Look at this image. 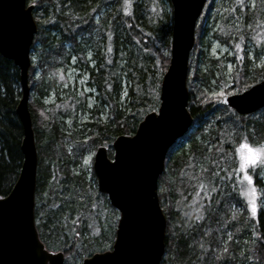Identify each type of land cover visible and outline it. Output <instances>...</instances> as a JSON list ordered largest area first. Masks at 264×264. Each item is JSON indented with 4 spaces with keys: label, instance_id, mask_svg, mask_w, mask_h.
<instances>
[{
    "label": "trees",
    "instance_id": "trees-1",
    "mask_svg": "<svg viewBox=\"0 0 264 264\" xmlns=\"http://www.w3.org/2000/svg\"><path fill=\"white\" fill-rule=\"evenodd\" d=\"M28 2L35 4L34 17L38 24L32 46L36 60H32L29 69L32 91L29 107L35 133L47 129L51 142L56 143L51 163L59 164L61 170L68 165L79 166L86 149L94 151L101 145L108 146L112 157L114 139L121 134H133L144 115L159 106L160 83L170 62L171 1ZM206 4L196 26L197 44L190 55L187 78L189 110L194 121L170 149L159 178V198L167 218L166 249L161 264H264V184L257 175L255 199L261 212L253 218L246 208L248 183L237 180L241 174L236 172L239 144L245 140L253 146L264 143V108L240 115L220 99L213 105L212 99H205L203 95L195 97L199 85L209 88L219 62L210 60L200 48L210 10L215 7L218 13L221 9L215 0H208ZM238 10L243 20L237 35L248 32L246 25L264 29V0H256L252 9L247 5L239 6ZM227 38L220 40L231 42ZM232 59L239 63L234 72L239 92L264 77V69L253 68L247 57L236 59L234 54ZM200 62L207 69L199 68ZM70 66L86 75L87 84L97 92L93 107H86V102L74 91L60 87L57 74ZM53 91L57 94L56 102L48 104L44 99ZM19 99L18 67L0 53V196L12 189L23 161V128L15 110ZM64 102L75 104V111L88 110L89 120L78 123L71 109L64 110ZM70 115L75 118L72 127L65 122ZM81 173L78 176H86L82 166ZM77 183L72 178L62 186L71 192ZM53 191L45 203H36L37 228L46 246L62 250L68 264H74L72 260H82L97 249L93 245L95 235L84 234L81 225L71 222L73 213L89 201L78 205L74 202L75 211L61 210L54 222H46L45 211L52 208L51 196L55 193L62 200L63 194ZM200 193L204 200L197 209H184L179 203L185 197L189 199ZM100 196L104 198V208L110 207L117 217L119 213L107 196L98 191ZM104 229L100 222L98 250L110 240ZM74 231L81 233L79 238L73 235ZM112 235L114 240L113 227Z\"/></svg>",
    "mask_w": 264,
    "mask_h": 264
},
{
    "label": "water",
    "instance_id": "water-1",
    "mask_svg": "<svg viewBox=\"0 0 264 264\" xmlns=\"http://www.w3.org/2000/svg\"><path fill=\"white\" fill-rule=\"evenodd\" d=\"M170 1V62L160 83L159 107L142 118L133 134L114 139L112 157L105 145L94 154L98 191L119 212L112 248L85 257L81 264H161L165 254L167 218L160 204L159 178L171 146L194 121L187 77L196 23L206 0ZM34 9L28 0H0V53L19 70L20 99L15 110L23 128L19 176L10 192L0 196V264H39L41 252L57 257L54 262L45 257L43 264H65L63 251L46 248L35 221L38 152L29 107L31 50L38 32ZM222 103L240 115L264 108V78L224 96Z\"/></svg>",
    "mask_w": 264,
    "mask_h": 264
},
{
    "label": "rangeland",
    "instance_id": "rangeland-1",
    "mask_svg": "<svg viewBox=\"0 0 264 264\" xmlns=\"http://www.w3.org/2000/svg\"><path fill=\"white\" fill-rule=\"evenodd\" d=\"M215 3L219 4L221 9L218 13L216 12L215 7L210 10L207 19L205 20V31L202 36L203 41L201 42L202 44L200 48L202 49L203 54H206L210 60L219 61L217 63V69L215 70L216 77L211 79L209 88L204 85H199L197 93H195V97H201V95H203L202 97L205 99H212L213 105H217L218 100H222L223 96L217 99L216 97L211 96L210 93H220L223 91L225 93L224 96H226L239 92L236 84L237 80H235L234 75L235 69L239 63L237 60L232 59L234 54H236V57H247V59H249L252 63L251 66L253 68L264 69V29L262 30L256 27L252 28L251 25H246L248 32H242L240 35H237L236 33L243 20L242 14L239 10L237 11L238 7L242 6V8H244V6L248 5L252 9L256 6V0H242V3L240 0H224L223 2L221 0H215ZM206 5L207 4H205L203 14L205 12ZM200 18L198 19L197 24L200 21ZM233 30L236 34L233 33ZM222 37H228L227 39L231 40V42L221 41L220 38ZM237 43L241 45V48H236ZM234 45L235 47H233ZM198 49L199 48H197L195 53L198 52ZM33 53L34 52L32 50V54ZM32 60H36L35 55H32ZM229 64H232L233 66L231 69L228 67ZM199 68L205 69L206 64L200 62ZM39 72L40 71L38 70L37 74H39ZM37 74L36 76H38ZM57 77L60 87L63 89L69 88L74 91L78 97H82L86 102V107L91 108L97 102V92L87 84L88 77L82 74L75 66H70L66 70L60 69ZM219 78L221 79L220 82H218ZM65 95L66 93L63 92L62 97H65ZM56 99L57 94L53 91L44 100L46 103L52 104L56 102ZM63 104L65 111H67V109L72 110V113L75 114L76 121L78 123L89 120L90 112L88 110L83 113L80 110L75 111V104L68 105L66 102ZM74 119V115H70L67 116L65 122L72 127ZM35 139L38 152L37 191L35 194L36 203L38 202L40 205L45 203L46 200L49 199L50 192L53 190L57 191V193L63 194L62 200L57 198L55 193L51 196L53 200L51 204L52 208L50 207L45 211L46 222H54L55 217L61 212V210L71 213L75 211L79 203L89 201L87 204H84L82 209L76 210L75 213H73V217L80 219L81 222L79 225H81L82 229L85 230L84 234L93 233V235H95V238H93V245L94 248L97 249L91 254L110 249L114 241L113 235L111 236V230L113 227L114 232L116 231L119 215L116 217L114 211L107 205V209L104 208V198L102 196L98 197L97 179L96 176L94 178L92 174L94 173L93 160L96 150L93 151L91 148L86 149L87 152L80 157L81 164L79 166L75 167L70 165L69 167L68 165V167L65 166L64 169L61 170L59 164L56 165L55 162L51 163V156L56 148V143H53L54 140L51 142V133L47 131V129H42V131L38 134L35 133ZM77 149L79 150L78 147ZM77 149H75L76 153H78ZM81 166L83 167L84 172H86V176L83 174L84 177L78 176L82 174ZM262 171H264V169L259 170V172ZM72 178H76L79 183H77V186L73 188L71 192H67V190L62 186V183ZM257 179L261 181L260 183L264 184V179H261L259 175L257 176ZM81 197H83V199H81ZM203 200L204 195L200 193L189 199L185 197L181 199L179 203L184 209H197ZM74 202H77V205ZM93 204H95L96 207H91ZM99 221L102 222V226H105L104 231L108 233V237L110 236L109 242H107L104 248L100 250H98L97 231L98 224H100ZM89 225L92 227L90 228ZM46 247L49 250L57 251L50 245H47ZM72 262L74 264H81L82 260H80V258H76L75 261L72 260ZM65 264H68L67 259Z\"/></svg>",
    "mask_w": 264,
    "mask_h": 264
},
{
    "label": "snow or ice",
    "instance_id": "snow-or-ice-1",
    "mask_svg": "<svg viewBox=\"0 0 264 264\" xmlns=\"http://www.w3.org/2000/svg\"><path fill=\"white\" fill-rule=\"evenodd\" d=\"M127 3L128 0H125ZM242 3V0H240ZM124 12H128V8H124ZM236 48L239 49L241 48V45L239 43L236 44ZM111 50V49H109ZM236 59H242L241 57H236ZM228 67L231 69L233 66L232 64H229ZM109 89L111 88V85H108ZM211 96L216 97L219 99L220 97L224 96L225 93L222 91L220 93H210ZM237 99H243V97H237ZM247 150L246 152L243 150ZM222 151V149L220 150ZM236 153L238 154V167L236 169V172L240 173L241 175L237 176V180H242L246 181L249 186L248 190V200L246 204L247 210L250 212V215L255 218L259 215L261 212L260 206L257 204L256 199H255V194H256V176L259 175L261 179H264V171L258 172V169H264V143L259 144L258 146H253L251 143L247 142L246 140L242 143L239 144V147L236 149ZM224 157L222 156L221 159ZM110 166H115V164H112ZM231 176L232 173H229ZM83 199V197H81ZM2 201V200H0ZM91 207H96L95 204L91 205ZM72 222L74 224H80V219L77 217L72 218ZM55 223H59V221H56ZM55 226V224H54ZM91 228L92 226L89 225ZM67 231L68 229L65 228ZM98 231V230H97ZM73 235L76 238H79L81 233L79 231H74ZM36 248L39 249L40 245H36ZM110 254H115V252H110ZM40 261L39 264H43V260L46 257L47 259L51 261H55L57 257L55 255L52 256H47L46 252H41L40 253Z\"/></svg>",
    "mask_w": 264,
    "mask_h": 264
}]
</instances>
